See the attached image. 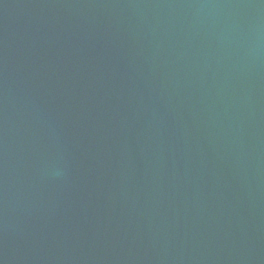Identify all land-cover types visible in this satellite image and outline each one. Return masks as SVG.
<instances>
[{
  "label": "water",
  "instance_id": "obj_1",
  "mask_svg": "<svg viewBox=\"0 0 264 264\" xmlns=\"http://www.w3.org/2000/svg\"><path fill=\"white\" fill-rule=\"evenodd\" d=\"M0 264H264V0H0Z\"/></svg>",
  "mask_w": 264,
  "mask_h": 264
}]
</instances>
